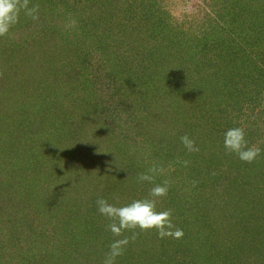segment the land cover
I'll return each instance as SVG.
<instances>
[{
    "label": "rangeland",
    "instance_id": "rangeland-1",
    "mask_svg": "<svg viewBox=\"0 0 264 264\" xmlns=\"http://www.w3.org/2000/svg\"><path fill=\"white\" fill-rule=\"evenodd\" d=\"M48 1L28 0V6L34 4L42 16L33 20L21 11L12 27L16 28L11 44L16 48L10 55L2 54L9 34L0 37V134L5 138L0 144L4 149L0 151V208L4 209L0 227L14 221L13 204L21 202L14 190L26 197L32 188L25 177H12L6 157L20 148L26 136L30 138L27 129L35 128L32 136L37 141H29L39 145L43 164L34 169L46 176L45 188L60 191V196L70 191L71 203L60 207L65 216L67 209L77 214L70 230H78V225L89 230L90 223L82 225L84 215L113 223L97 211L100 197L122 207L149 197L155 184L167 182L168 193L156 205L171 210L174 227L193 214L205 221L212 210L220 215L217 223L237 225V231L229 229L235 231L233 236L211 227L214 233L208 230L196 242V258L191 257L189 264H264V0H90L92 10L75 18L61 8L59 24L46 23L43 7L48 9ZM155 15L167 27L155 29ZM49 24L70 33L64 35L62 71L57 69L62 66L57 52H52L61 46L58 36L44 37L42 27ZM154 29L168 41L155 36ZM179 34L183 41L178 44ZM122 40L127 43L122 45ZM107 53H114L119 65L125 60L131 63L121 69ZM23 54L33 57L30 63ZM50 55L55 63L42 67ZM131 68L132 73L127 70ZM36 100L48 110L39 117L27 115L35 123L28 122L25 135L20 133L17 113L20 106L30 109ZM232 127H243L248 146L261 149L253 162H243L224 148L225 132ZM185 135L195 141L198 151L187 150L180 139ZM28 157L14 158L16 172L27 174ZM151 168L156 169L150 173L153 180L139 181L138 174ZM180 204L185 206L181 210ZM35 207L43 209L38 211L39 221L49 222L48 206ZM58 217L60 222L62 214ZM108 225L98 232L104 245L86 243L89 237L81 231L63 236L50 231L46 244L40 247L37 242L30 250L27 236L4 235L5 228L0 230V254L5 248L9 262L4 264H26L49 252L72 254L71 258L58 255L60 264H92L84 255L91 247L102 264L110 244L127 237L120 264L132 254L133 264H145L149 258V264L155 259L179 264L181 254L177 258L170 246L168 253L162 250L155 230L129 229L117 237Z\"/></svg>",
    "mask_w": 264,
    "mask_h": 264
},
{
    "label": "trees",
    "instance_id": "trees-1",
    "mask_svg": "<svg viewBox=\"0 0 264 264\" xmlns=\"http://www.w3.org/2000/svg\"><path fill=\"white\" fill-rule=\"evenodd\" d=\"M35 1V0H34ZM74 2H72L71 0H58V1H52V0H49V5H48V9L45 11V6L43 7V10L45 12V18H47L48 20L46 21V23L48 21H51V24H59V20H58V15H61L59 14L60 13V10L61 8L63 9H66V14H71L73 18L76 17V15L78 13H80L81 11L82 12H87L88 13V10H92V8L89 6V2L90 0H73ZM92 1V0H91ZM58 2V3H57ZM61 4V5H59ZM34 5V4H33ZM33 5L31 7H33ZM36 7V6H35ZM85 10V11H84ZM81 12V13H82ZM42 16V15H40ZM39 14H38V17H40ZM26 21L28 20L27 18L25 19ZM137 19H135V22H136ZM155 25H157L156 27H154L155 29L156 28H160V27H167L165 23V20L160 16V15H155V21H153ZM45 24V23H44ZM136 24V23H135ZM134 24V25H135ZM46 26V25H45ZM136 27H138V25L136 24L135 25ZM15 28H12V30L9 32V45H7V47H2V54H11L12 52H14L16 46L13 47V44H11L12 41H14V37H12V33L15 31ZM70 28V27H69ZM44 33H45V36L47 38V36H53L55 37L56 35L58 36V41L59 42V45H61L60 47L58 46H55L54 48H52V52H57V53H54V54H57L58 57H59V60H58V63L59 61H61L60 63H62V66L61 68H57L59 71H62L64 70V61L61 59L60 60V54H63L67 48L65 47V44L67 42V38L64 36L65 34H67V36H70V33H68L69 30H65V29H62V27H57V25L54 27V26H51L49 24V26L47 27H42ZM155 29L153 30L154 32V35L157 37H162L164 41H168V38L163 35L161 32H156ZM136 30L134 29L133 32H135ZM56 33V35H55ZM157 33V34H156ZM132 35V34H131ZM130 35V36H131ZM180 35V38L178 35H176L175 37H177L178 39V44L179 43H182L181 41H183V39L181 38V34ZM6 37V36H5ZM43 37V38H44ZM107 39V38H106ZM104 39V40H106ZM61 42H60V41ZM57 42H56V45H57ZM125 43H127V41H121L122 45ZM62 43V44H61ZM70 43H72L70 41ZM42 46V45H41ZM107 46V45H106ZM34 48V47H32ZM66 48V49H65ZM4 52V53H3ZM26 52L27 53H30L32 52V49L27 50L26 49ZM108 52H109V49H108ZM24 55V54H23ZM107 55L109 56H112V58L110 59L114 64H116V66H119L121 69L124 67H126L127 64H130L131 61H128V60H125L123 59L122 62L124 61V63H126L125 65H123L122 63L119 65V61L117 59H115L114 57V53L110 54V53H107ZM25 58H27L25 61L27 63H30L31 61V58L33 57H30V55H24ZM54 58L52 55H50V60H44L42 63H45V64H42V67L45 65V66H49L50 67V63L51 61L54 62ZM57 58V57H55ZM58 59V58H57ZM57 63V65H58ZM18 67V61L16 62V64L13 65V69L17 68ZM146 69V67L144 68ZM129 72H134V69H127ZM141 72V70L139 71ZM135 76V75H133ZM134 78V77H133ZM138 78V76H137ZM242 78H239V82L241 83ZM48 79V77H47ZM134 80V79H132ZM131 80V82H132ZM133 83V82H132ZM53 83L50 82V85H52ZM49 84H47V82L44 83V87L43 88H48ZM247 86V84H243V89H245ZM248 92H250V90L248 89ZM34 98V97H32ZM38 97H36L37 99ZM27 104V103H26ZM41 104V105H40ZM38 104V101L36 100L35 103H31L30 104V109H24L23 106H20L19 107V110H18V116L20 117V122L22 123L21 125V129H20V133H24V129L28 128L26 127L28 122L29 124L31 123H35V121L29 116V114H32L33 116H38L39 117V114H42L44 113V110H48V108H46V106H44L42 103ZM28 105V104H27ZM49 115H53L52 111H51V114ZM36 117V118H38ZM2 119V117H1ZM24 125V126H23ZM31 126H35V124L31 125ZM30 126V127H31ZM35 128H30V129H27L28 130V133L30 134V138L32 139H35L37 141V137L35 136H32L33 134L37 133L36 130H34ZM26 135V132L24 133ZM23 134V135H24ZM3 134H0V144L4 143L5 142V138H3L2 136ZM28 138L26 136V139L24 141H22L21 145H20V148H18L17 151L20 152V154H18V152L16 150H11V152L7 155L6 160L9 161V166L7 165V170L11 171V168H12V177H25L23 180L24 181H28V183L30 182V186L32 188L29 189L30 191V194L29 196L27 195L26 197H24L22 194H20V192H18L17 189L14 190L15 194H16V197H19V199L21 200L20 201H16V204L18 205V208L16 206V204H13V212H12V216H14V221L10 222L7 221L5 222L6 225L4 227L3 224L1 223V227H0V230L3 231L5 228L8 230V233H5L4 235H10L12 237V234L14 235V233L16 234L15 235V238L19 239L18 237H22V236H27V239L25 240V243L27 244L28 247V250L31 249V246H34L36 245L37 242H39V246L40 244H46L47 242V238H49L48 240H50L51 238L49 237V232L52 231L54 232L55 234L58 233L59 235L63 236V235H66V233L68 234H73L74 232L76 231H81L82 233L84 232V234L87 235V237H89V239L87 240L86 243H96L97 244H103L106 243L104 241V239L100 238L99 237V231H100V228H106V225H108L106 222H99L98 221V217H86L87 215H84L83 218H84V223H82V225H86L87 223H90V228L89 230L87 231L86 229H82V228H79V225H78V230L75 229V227H72L74 228L73 230L71 229L70 230V223L74 222L75 219H76V216L77 214L74 216L72 215V213H70V209H67L66 211V216L64 214L65 211H63V207L60 208L63 204L65 206L69 205L71 203V195H70V191H66L64 192L61 196V192L58 191V190H55V191H51V189L49 188H45V184L44 182L46 181V176H43L45 177V179L43 177H41V174L40 172L42 171H35L34 167L36 166V164H40L42 165L43 164V159L41 158V155L39 153V145H37V147H34L35 144H31L30 141L31 139ZM30 140V141H29ZM28 144V145H26ZM1 152L4 151L3 150H0ZM42 151V150H41ZM4 154V153H3ZM17 154V155H16ZM27 154L29 155L28 159L26 160V175L24 173H18L14 170L15 168V160L14 158L16 157H19L20 155L22 156H27ZM40 154V155H38ZM34 155V156H33ZM27 158V157H26ZM40 158V159H39ZM5 159H3V161H5ZM13 162V164H12ZM12 165V166H11ZM0 167H1V161H0ZM28 168V169H27ZM36 172H39V173H36ZM38 181V183H37ZM37 184V185H36ZM34 189V190H33ZM57 193V194H56ZM21 196V197H20ZM2 196L0 195V198ZM62 198L59 202V198ZM34 198H36L37 200L36 201H32ZM34 202V203H32ZM2 204V200L0 201V205ZM39 204V205H38ZM72 205H70V208H72ZM35 206H48V208L46 209V213H47V218L49 219V222L47 221L46 224H42L40 221H39V217H38V211L41 210L39 208H36ZM158 206V205H157ZM159 207V206H158ZM185 206L184 205H181L180 204V210L183 209ZM92 210V209H91ZM207 210V208H206ZM157 211H162L160 210L159 208L157 209ZM4 212V209L0 208V213L2 214ZM10 212H11V209H10ZM42 212H43V209H42ZM88 212H90V210H88ZM189 212V211H188ZM188 212L186 211V215H188ZM22 213V215H21ZM36 213V214H35ZM86 213V212H85ZM212 217L209 215V218L208 215L204 216V220L205 221H199V218L197 216V214H193L195 217L194 218H186L185 222L184 221H180L183 225H179L180 227L178 228H182L183 229V237L182 238H179V239H175V238H171V237H165V238H160L159 237V242H160V247L162 250H166L167 249V253H168V247L170 246V249H171V253L175 250L176 251V257L178 258V255L177 254L178 252L181 254L179 256V264H189V263H193L192 262V258H196V256L194 255V246L196 244V242L199 240V239H204V235L206 234V232L208 230H210V232L212 231L211 227L214 226L213 229L217 230L219 233L220 232H223L225 231V233H229L230 236H233L235 235V228L237 227H232L230 224L233 223H227V224H219L215 221L216 218V215L217 217H220L219 213L216 212L215 210H212ZM62 214V217L63 219L58 222L59 220V217L58 216H61ZM71 214V217L70 215ZM79 215H83V214H79ZM214 218V219H213ZM224 218V217H223ZM82 219V218H81ZM227 220H229V218H227ZM196 223H199V222H204L203 224L201 225H196V224H193L194 222ZM187 222V223H186ZM173 224V223H172ZM175 224V223H174ZM234 225V226H235ZM190 228H189V227ZM198 226V227H197ZM200 226V227H199ZM201 228V229H200ZM230 228H233L235 231H232V230H229ZM227 229V230H226ZM75 230V231H74ZM229 230V231H228ZM149 231V230H148ZM153 230H151L152 232ZM4 232V231H3ZM3 232H1L3 234ZM214 233V231H212ZM143 233V231L141 232ZM154 234V233H153ZM90 235V236H89ZM187 235V236H186ZM100 239H99V238ZM35 238V239H34ZM102 239V240H101ZM49 242V241H48ZM170 242V244H169ZM43 246V245H42ZM40 246V247H42ZM90 246H92L90 244ZM172 246H174L172 248ZM99 248L101 247H104V246H98ZM173 249V250H172ZM223 249V248H222ZM2 253L0 254V264H4V263H8L9 261L7 260L8 259V255H7V251L5 250V248L2 249ZM129 253H132L133 251L132 250H129L128 251ZM128 252L124 255L125 258L128 257ZM84 255L86 256L87 260H89V262H91L92 264H99V261H100V258L99 257V253L97 252V250L95 248H89V250H87V253L86 251H84ZM98 253V254H97ZM223 251L220 250V254H222ZM91 254H93L92 256H90ZM58 255L59 256H72V254H63V253H54V252H49V256L46 255V254H42L41 257H35L33 260H31V258L29 259L30 261L26 262V264H60L62 262H60L58 260ZM134 254H132L129 259H127V261H124L122 264H133L132 261H134ZM46 257V258H44ZM180 257L182 259H180ZM71 258V257H70ZM123 259V254L121 256H119L116 260V264H120V261ZM149 260L151 261L152 258H149L147 259V261L145 262V264H149ZM166 261V262H165ZM163 262L161 261H157V259H155V261H153L154 264H170L169 262L170 261H167L165 260ZM190 261V262H188ZM64 262V261H63ZM95 262V263H94ZM129 262V263H128ZM131 262V263H130ZM17 264V263H15ZM75 264V263H73Z\"/></svg>",
    "mask_w": 264,
    "mask_h": 264
},
{
    "label": "clouds",
    "instance_id": "clouds-1",
    "mask_svg": "<svg viewBox=\"0 0 264 264\" xmlns=\"http://www.w3.org/2000/svg\"><path fill=\"white\" fill-rule=\"evenodd\" d=\"M21 11L37 20V7H29L28 0L20 3L19 0H0V37L11 31L12 27L19 22ZM75 23V21H73ZM181 142L188 151H198L194 140L189 136H182ZM224 148L235 154L241 161L253 162L260 154L261 149L248 146L245 129L243 127H232L226 130L223 140ZM155 168L149 169L147 173H139L138 180L141 182L153 180L150 173ZM168 193L167 182L155 184L149 197L134 200L131 204L118 207L103 197L96 200L97 211L104 217L113 221L107 227L110 232L119 237L124 230L139 228L141 231L155 230L160 238L172 237L179 239L183 237V230L174 227L171 222V210L157 211L156 201ZM174 229V230H173ZM129 243L128 238L114 240L109 251L105 254L102 264H116V260L123 254L125 246Z\"/></svg>",
    "mask_w": 264,
    "mask_h": 264
}]
</instances>
